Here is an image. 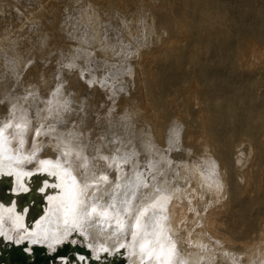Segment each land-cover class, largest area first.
I'll use <instances>...</instances> for the list:
<instances>
[{
	"label": "bare ground",
	"instance_id": "6f19581e",
	"mask_svg": "<svg viewBox=\"0 0 264 264\" xmlns=\"http://www.w3.org/2000/svg\"><path fill=\"white\" fill-rule=\"evenodd\" d=\"M189 3L190 7L185 9L188 10L186 14L190 23L203 28L212 26L215 31L213 35L199 38L201 46L203 49L221 47L224 53L218 51L214 60H217L218 67L220 63L227 66L224 71L216 68L213 62L202 66L200 82L209 89L207 93L204 91L205 98L195 99V105L193 103L199 111L196 119L179 113L177 104L170 98L167 106L174 113L173 117L168 120L158 113L153 99V79L138 67L135 73L139 77L140 94L137 96V106L129 111V115L121 114L120 104V109L114 111L111 107L115 103L112 106L107 91H102L101 85V88H89L90 83H86V80L83 82V78L81 81L79 74V80L76 74L66 75V79L69 78V82L64 83L66 90L61 86L65 92L59 89L57 92V84L52 85L55 76L52 83L48 84L47 81V89L45 83L44 89L35 86V92L16 82L12 95L10 92L8 94L7 86L13 82L10 81L11 85L6 81L5 84L0 83L4 85V89L0 87V168L3 170L0 171V246L4 243L25 245L24 250L30 258L34 256V246H43L53 257L48 264H264V229L249 240L240 233L234 234L233 228L225 226L222 217L230 206L233 208L243 202V195L247 192L252 158L245 151L248 139L243 135L248 133L254 137L257 134L261 112H264V93L259 95L260 89L255 88L249 79L240 84L231 81L234 72L230 68L232 66L228 65L230 47L221 31V26L228 23L230 27L246 25L264 42V2L258 8L259 13L246 14L240 6L231 7L224 0H189ZM228 7L233 8L238 17L232 15ZM164 10L161 11L163 14ZM184 20L187 22L188 19ZM175 26L179 31L185 30V24L181 22ZM256 42L250 41L247 53L240 54L245 62L251 64H247L249 66L264 60L263 48ZM173 43L168 42V49H172ZM172 54L177 60L183 58L180 49L173 50ZM50 64L54 65L53 59ZM6 67L0 62L2 72ZM40 70L45 71L46 75L50 73L44 68ZM1 75L0 79L5 78ZM157 75L163 84L180 82L184 77V73L173 64H164ZM24 79L22 81L26 82ZM89 79L93 80L91 77ZM54 90L56 92L53 93ZM60 92L62 96L58 97ZM220 92L223 96L218 95ZM32 99H35L34 104L31 103ZM238 100L246 105L240 106ZM67 102L71 105L68 104L69 109ZM59 104H63L61 109ZM55 108L62 110V114L57 113V117H61L57 120L53 118V112L48 113ZM109 110L110 115L107 114ZM45 112L46 115H43ZM189 123H197L201 127L199 134L193 133ZM137 126L141 128L137 129ZM1 131L5 132V138ZM179 134L184 137L181 142L173 141L171 144L170 137L176 138ZM171 145H174L172 150ZM198 155L204 164L199 161L200 157L197 160ZM169 158L176 162L175 167L170 164L173 167L170 168L172 175L168 169ZM183 159L187 164H182ZM198 162L204 166L206 163V172L198 170ZM187 165L188 168H198V171L196 168V172L193 171L194 180L186 175ZM62 169L66 170L64 178L56 177L54 174ZM45 171L53 173L52 177H48ZM172 176H176V179ZM75 182L83 189L78 207V196L72 191ZM91 183L94 184L88 190ZM14 191L25 194L20 196ZM16 197L17 201L13 200ZM9 202H15L21 210L29 207L30 212L26 209L21 214ZM256 207L260 208V205L257 203ZM241 218L246 220L244 216ZM82 235L88 240L86 247L70 240L74 236L81 239ZM161 240L164 245L159 246ZM64 244H69L67 253L64 252L66 248H62ZM104 246L105 258L99 255ZM127 253L129 258L126 259L124 256Z\"/></svg>",
	"mask_w": 264,
	"mask_h": 264
},
{
	"label": "rangeland",
	"instance_id": "374dc122",
	"mask_svg": "<svg viewBox=\"0 0 264 264\" xmlns=\"http://www.w3.org/2000/svg\"><path fill=\"white\" fill-rule=\"evenodd\" d=\"M161 1L162 0H146V1L145 0H121V1L120 0H108V1L107 0L106 1L104 0H0V52H1L0 55L2 56V57L0 56V62L3 63L4 68L7 66L4 72L0 70L2 72V75L0 74L1 77L5 76L6 78V80L4 77L1 78L0 83L5 84V81H6V84H7V82L9 83L10 81H12L13 84L11 85V82H10L11 86L9 85L7 86L8 94L11 93L12 95V93H14V90L16 89V82L20 84L22 87L26 86V88L28 90L30 89L31 92H35L37 90L36 87L37 88L40 87L42 89L46 87L47 89L48 84L52 83L53 77L55 76L56 79H54L55 82H53L54 84L52 85L57 84L55 86V88L59 87L56 89L57 92H58V89L60 91L65 92L64 90H66L67 88V85L65 86V84L69 82V78L67 77L68 79H66V75L72 73L73 76L74 74H76L75 77H77V74H79L78 76L81 78V81L83 78V82H85L86 80V83H90L91 86L89 85V88H92L93 86H97L99 88L102 87L101 88L102 91H105V90L107 91L106 93L108 94L111 103H113L112 106H114V103H115V106L111 107L114 109V111L119 110L120 109L119 107L121 105L122 107L121 114L129 115L130 113L129 111L133 110L137 106L136 105L138 103L137 96L140 94L139 77L138 75H136L137 73L136 70L138 68H141V69L143 68L144 72L146 71V75L148 77L151 76L150 78L153 79V80L151 79L152 87L154 89L153 99H155L156 101L155 108L158 111V113H162L165 116V118L168 120L173 117L174 113L167 106V100L170 98L172 100L174 99L175 103L177 104V107L179 108L178 109L179 113L184 114L186 117H190V119L192 118L196 119L198 117L197 115L199 114V111L197 107L194 106L195 102L199 98L201 100L203 99V97L205 98V94L208 92V89H209L207 86L203 85L200 82L199 76L201 75L200 72H201L202 66L211 65L213 62L217 68L218 63L216 62L217 60H214V59H216V55L218 51L219 52L222 51L224 53V50L221 49V47L218 48L217 46L210 48V49H206V48L203 49L199 38L201 36L213 35L215 31L211 28L212 26L203 28L199 26L196 27V25L190 23L191 20H189L190 18L188 14H186L188 10L186 11L185 9V8L188 9L190 7L189 0H187V2L186 0H165V1L163 0L164 2L163 1L161 2ZM184 1L186 3H183ZM49 2L52 3L53 5L55 4V6H53ZM226 2H228L231 5V7L240 6L241 11L246 14L250 12L259 13L258 8L260 5H262L264 0H224V3ZM59 5L62 7V9ZM149 8H151V10L153 11L149 10ZM163 8L164 9L166 8V9L164 10ZM228 8H229L228 11L232 15L238 17V14L235 13L233 8H230V7ZM60 10L61 12H59ZM163 10H164L165 16L162 13ZM167 11L169 12L167 13ZM150 13L151 15L153 13L154 14L156 13V14L155 15L153 14L151 16ZM54 16L56 17L57 20L55 19ZM170 16H172V19L170 18ZM52 17H54V20ZM185 18L188 19L187 22L186 20H184ZM174 19L176 20L174 21ZM55 21L56 22L58 21V22L55 23ZM180 22L185 24V30H186V31L184 30L185 32L179 31L176 28L175 25ZM128 24L130 27L128 26ZM187 25H189L190 27H188ZM230 26L231 25L229 23L221 26V31H223L225 35L224 41L230 47L228 65L232 66V67L230 66L229 67L232 68L234 72L231 75V81H233L234 83L240 84L242 83V81L249 79L250 81H252L255 88L257 87L260 89L259 90V95H260L261 93H264V89H263L264 88V79H263L264 78V63H263L264 60L260 61V63L255 62V64L256 63L257 64L256 65L254 64L255 66L254 67L253 64L252 66H249L251 64L245 62L244 61L245 59L243 60L244 57L242 58L241 56L247 53L249 49L248 43L250 41L253 40L255 42L256 41L259 42L260 40L256 37L254 30L249 26H246V25H242L238 27H234V26L230 27ZM165 28L167 30L171 29L170 32L167 33L168 31ZM199 31H202V32L199 33ZM235 34L236 35L238 34V36H236ZM182 35H185V36H182ZM254 37L256 38L254 39ZM246 38L249 40H247ZM166 41L167 43H165ZM171 41L174 42L173 43L174 45L172 49L171 48L168 49L169 46L167 47V44L168 42H171ZM175 41L177 42L175 43ZM260 43H257V44L263 48L262 51L264 52V42L260 41ZM177 49H180L181 52L183 53V58L180 60H177V57L174 54H172L173 50L175 51ZM146 52H148V54ZM141 55H142V60L140 59ZM52 56L54 58H52ZM196 58L198 61L196 60ZM52 59H53L54 65L50 64V61ZM44 64L47 66L45 67ZM164 64L166 65L173 64L176 68H178L180 72L184 73L183 79L180 82H172V83L163 84L160 81L157 75V72L162 66H164ZM135 65H136V68H135ZM244 65L246 68L244 67ZM31 66H32V69H31ZM52 66H54V68ZM47 67H49L48 68L49 70H47ZM225 67L227 68L225 64L220 63L218 68L224 71L226 69ZM41 68H44L47 71V73L50 72L49 75H46L45 71L42 72V70H40ZM29 70L31 71L29 72ZM5 72H7V74ZM43 73L47 77L49 76L48 78L52 80L51 81L46 80L48 78L46 76L45 78L43 76L44 75ZM26 74H30V76L27 77L28 75ZM50 74L53 76L50 77L51 76ZM90 77L93 79L92 81L89 79ZM24 78L27 80L26 82L24 81L25 84L22 81V79ZM58 80L60 83H58ZM89 80L91 82H88ZM47 81H49L48 84H47ZM262 82H263L262 84L263 86L262 85L259 86V84ZM101 83L102 84L104 83V84L102 85ZM2 84H0L1 85L0 87L4 89V85ZM61 86H63V88ZM33 88H35L36 90L34 91ZM61 88L62 89L65 88V89L61 90ZM56 90H54L53 93L56 92ZM222 90L224 91L225 89L223 88ZM5 93L6 95H8L7 91ZM222 94L223 93L220 92L218 95L223 96ZM57 95L58 97H60L62 96V93L60 92ZM125 99L127 101H125ZM33 100L35 99L31 100L32 104H34ZM117 101L118 102L121 101V102L118 103ZM68 104L69 103L67 102L66 105ZM238 104L242 107L246 105L245 103L243 104L242 102H240V100H238ZM69 105L67 106L68 109L71 106ZM61 106L63 107V104L62 105L59 104L58 107L61 109ZM115 107H118V109L117 108L115 109ZM55 109L56 110L53 109L52 111H48V113L53 112V115L56 116V117L54 116L53 118H56L55 120H57L61 118L60 116H62L61 115L62 110L60 111L57 108ZM110 111L111 110L107 112L108 115H110ZM204 112L208 114L207 111H204ZM46 113L47 112H45V114L43 115H46ZM57 113H61L59 114L60 118L57 117L58 116ZM122 115H119V116L122 117ZM258 124H259L258 132L256 135H254V137L248 133H247L248 135L245 134L246 136L243 135V137L246 140L248 139L246 141L247 148H245V151L247 150L250 153L251 158H252L251 163H249V174L250 175L248 174L249 176L247 177V183H246L247 192L245 193L246 195L245 194H244L245 196L243 195V199H244L243 202H240L237 206L233 208H231L230 206L229 209L224 211L222 215L224 222H226L225 226L226 225L227 227L230 226L229 228H233V230L235 231L234 234L240 233L241 235L247 236L246 239H249V240H252L253 238H255L257 234L260 232V230L264 229V148H263L264 147L263 145L264 143V138H263L264 137V112L263 111L261 112V119H260V123ZM189 125H192V131L195 135L199 134L201 127L197 123L196 124L189 123ZM10 126L11 124L9 125V127ZM140 128L141 126H137V129H140ZM1 132H3L2 137L5 138V135H4L5 132L4 131H1ZM170 133L172 134V132ZM182 133L183 131L181 130V134ZM181 134L176 136V138H173L171 136L170 143L173 144V141H175L176 143H180L181 139L184 138ZM121 137L122 136H120V140H121ZM262 138H263V141H261ZM116 141H119V139H116ZM251 144L253 146H251ZM172 147H174V145L170 146V150H172L171 149ZM21 151H23V149ZM203 154L204 153H202L201 155ZM199 157L200 155L196 156L197 160L200 159L199 161L203 162V159ZM169 159L170 160H169L168 169L170 171V174L172 175L171 169L175 167L174 163L176 162L175 160L173 161L171 158ZM184 160L185 159L182 160L183 165L187 164V161L185 162ZM201 162L200 164L199 162L197 164L198 168L200 169L196 167L188 168L189 166L188 165L186 166V169H188V172H186V175L187 176L189 175L188 176L189 178L191 176L192 179L194 180L195 176L193 175L194 174L193 171L196 172L197 169L203 170L204 172H206L205 171L207 170V168L205 167L206 163L204 166L203 165L204 162L203 164ZM170 164H172L173 167ZM199 165H201L202 167L201 166L199 167ZM203 166H204V169H203ZM0 171H3V170H1L0 168ZM65 172L66 170L62 169L61 172H58L57 174H54V175L56 177L64 178ZM46 174L48 175V177H52L53 173L49 174L48 172H46ZM175 177L176 176H172V178H175ZM153 180L156 181V179H153ZM58 181L56 183L57 188L59 187ZM61 181H64V179ZM93 184L94 183H91L88 185L89 186L88 190L93 186ZM47 185L48 184L46 183V186ZM72 191L74 192L75 195L78 196V200L76 202L77 207H78L79 197L82 195L83 189L79 186L78 183L75 182L72 188ZM260 201L262 203H260ZM257 203L260 205V208L256 207ZM241 216H244L246 220H243ZM76 218H77V209H76ZM82 237L81 239H79L77 236L76 237L74 236L71 238L69 237V238L70 240H72V242H75L81 246H85V247L88 246L89 245L88 240L83 235ZM154 245L155 247L158 246L157 243H155ZM162 245H164L163 240L159 242V246H162ZM102 248L103 249H101V253L99 255L104 256L106 252V247L104 246ZM128 254L129 253L125 254L124 256L126 259L129 258ZM95 256L97 257V254Z\"/></svg>",
	"mask_w": 264,
	"mask_h": 264
},
{
	"label": "water",
	"instance_id": "95a60500",
	"mask_svg": "<svg viewBox=\"0 0 264 264\" xmlns=\"http://www.w3.org/2000/svg\"><path fill=\"white\" fill-rule=\"evenodd\" d=\"M37 191L39 192V189H37ZM14 193L20 196L25 194V192H21V191L20 192L14 191ZM13 200L17 201V197L14 198ZM5 203L7 204V202ZM10 203L12 202H9L8 204ZM12 204H14L13 207L18 209V211L21 214L25 213L26 209H28L30 212L29 207H23L21 210L20 206H18L15 202ZM43 205L45 206L46 204L44 203ZM29 216L27 218L31 219V217ZM24 246L17 245L15 243H11V244L4 243L3 245H1L0 246V264H48L53 259V257L47 252V249L40 245L33 247L32 254L34 256L30 258L29 254L24 250ZM62 248H66V250L64 251L66 253L70 250L69 244H64Z\"/></svg>",
	"mask_w": 264,
	"mask_h": 264
}]
</instances>
